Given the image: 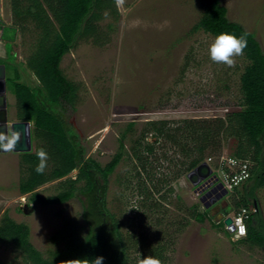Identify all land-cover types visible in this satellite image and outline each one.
I'll return each mask as SVG.
<instances>
[{
  "label": "rangeland",
  "instance_id": "374dc122",
  "mask_svg": "<svg viewBox=\"0 0 264 264\" xmlns=\"http://www.w3.org/2000/svg\"><path fill=\"white\" fill-rule=\"evenodd\" d=\"M116 4L118 19L108 16L101 22L105 31L113 25L105 42L95 45L92 40H79L63 58L61 68L78 89L70 122L80 135L87 158L105 166L126 134L123 160L110 177L107 206L129 239L131 259L136 264L163 246L164 264H264V249L234 241L223 221L217 229L209 220L198 223L191 219L192 207L197 206L200 212L206 208L187 175L176 177L184 157L171 143H156L152 131L142 140L150 122L166 121L173 129L185 120L225 118L240 110V78L247 61L239 56L232 67L215 63L208 54L215 37L204 32L190 35L201 16L198 0H116ZM222 4L228 8L229 19L254 32L264 50V0H222ZM1 19L0 63L7 66L8 77L18 71L21 82L37 85V78L26 68L33 39L13 26L10 0H0ZM7 86L13 113L16 99ZM137 140L142 141V147L155 144L148 173L132 156ZM34 143L32 139L33 151ZM234 145V140L223 142L222 152L213 155V167L230 157ZM9 152L0 156V219L8 213L16 222L26 224L31 242L45 257L63 248L67 221L77 222L81 237H85L88 227L83 219V198L78 195L60 206L30 204V196L19 192L26 176L21 158ZM77 174L75 170L37 191L44 197L56 195L62 190V181L75 179ZM144 187L147 199L142 195ZM239 189L238 196L242 186ZM257 197L264 218V188L257 191ZM233 201L230 193L227 206ZM206 203L212 208L217 202L207 199ZM151 204L157 207L149 210ZM211 208L217 224L221 215ZM21 261L15 248L0 244L1 263Z\"/></svg>",
  "mask_w": 264,
  "mask_h": 264
},
{
  "label": "trees",
  "instance_id": "16d2710c",
  "mask_svg": "<svg viewBox=\"0 0 264 264\" xmlns=\"http://www.w3.org/2000/svg\"><path fill=\"white\" fill-rule=\"evenodd\" d=\"M198 3L201 16L190 35L204 32L216 37L228 32L239 37L247 33V47L242 55L247 65L240 78L241 108L225 118L185 120L173 129L166 121L150 122V129L144 132L142 140L152 131L156 143L164 140L179 150L184 160L180 162L177 178L188 175L208 159H213V155L220 154L223 142L234 140L229 156L248 162L251 176L241 185L240 196V187L231 193L232 205L234 211L257 209L247 222V236L237 242L264 249V218L254 202L258 201L257 191L264 188V50L254 32L229 19L228 8L222 0H198ZM10 8L13 26L32 36L26 68L38 80L37 85L21 82L18 71L13 76L7 75V85L16 99V121L31 123L32 139L35 140L33 152L20 154L26 176L20 182L19 192L22 196H30V204L42 206L64 205L81 196L88 232L81 237L77 222L67 221L68 234L64 236L63 248L45 257L31 242L30 228L5 213L0 219V244L11 245L20 253L22 261L15 264H59L61 260L100 256L104 257L103 264H135L131 259L129 239L107 206L110 177L123 160L126 134L122 135L119 151L105 166L87 158L80 135L70 122L76 111L78 89L61 68L63 58L79 40H92L95 45L105 42L113 25L109 24L105 31L101 22L108 16L118 19L116 0H10ZM141 147L142 141H135L132 156L148 173L147 164L149 156L155 154V144H145L143 151H140ZM40 149L47 152V167H50V170L46 167L43 174L35 171L39 163L36 153ZM75 170L78 171L76 178L62 181V190L58 194L44 197L37 191L46 183L68 177ZM145 190L146 187L142 195L147 199L149 195ZM153 206L157 207V204L147 208L151 210ZM190 210L191 219L198 223L209 220L220 229L222 221L214 224L210 209L200 212L194 206ZM165 250L159 246L151 250V255L164 264Z\"/></svg>",
  "mask_w": 264,
  "mask_h": 264
},
{
  "label": "water",
  "instance_id": "95a60500",
  "mask_svg": "<svg viewBox=\"0 0 264 264\" xmlns=\"http://www.w3.org/2000/svg\"><path fill=\"white\" fill-rule=\"evenodd\" d=\"M32 124L29 122H19L14 121L9 118L8 114V98H7V74L6 67L0 65V133L16 132L19 135V140L16 146L11 150L14 153L23 154L33 151L32 144ZM9 151H4L0 148V154L8 153ZM212 170L208 163L204 162L199 165L195 170L187 175L188 180L192 183L194 187L197 188V195L200 196L201 202L205 205L206 209H210L211 206L206 203L209 196L215 194L219 189H222V184L217 183L218 179L212 176ZM214 180V181H212ZM211 189L210 191H207ZM207 191V192H206ZM228 194L224 191V195ZM218 196L213 198L212 202L216 203L217 200L221 199ZM257 206V204H255ZM228 213H224L219 218L218 222L223 221L225 227L228 231H233V221L230 217L224 219Z\"/></svg>",
  "mask_w": 264,
  "mask_h": 264
},
{
  "label": "clouds",
  "instance_id": "9594fccd",
  "mask_svg": "<svg viewBox=\"0 0 264 264\" xmlns=\"http://www.w3.org/2000/svg\"><path fill=\"white\" fill-rule=\"evenodd\" d=\"M247 47V33H244L237 37L234 34L228 32H222L217 35L208 47V54L210 59L215 63H222L228 67H232L235 64V57L242 56L244 50ZM7 74V73H6ZM19 135L16 132L0 133V148L4 151H11L19 140ZM36 156L39 163L37 164L35 171L37 174H43L48 161V154L44 149L37 151ZM244 228H240V233H244ZM141 257V255H140ZM104 257H96L94 259L76 258L61 260L59 264H103ZM136 264H162L161 260L154 258L153 256H147L139 258Z\"/></svg>",
  "mask_w": 264,
  "mask_h": 264
},
{
  "label": "built area",
  "instance_id": "2783aa9c",
  "mask_svg": "<svg viewBox=\"0 0 264 264\" xmlns=\"http://www.w3.org/2000/svg\"><path fill=\"white\" fill-rule=\"evenodd\" d=\"M214 161L213 159H208L206 163H208L212 170L211 177L215 176L218 179L217 183L222 184V189H219L220 191L223 190L228 193H233L236 188L241 187L251 176L250 164L248 162L228 157L222 158L218 167H213V165H215ZM220 176H222V178ZM255 212H257L256 208H241L224 217V219L230 217L233 221L232 227L234 230L230 232L227 227H225V229L230 233L234 241H238L247 236V222ZM241 227L245 230L243 234L240 233Z\"/></svg>",
  "mask_w": 264,
  "mask_h": 264
},
{
  "label": "flooded vegetation",
  "instance_id": "af4514ba",
  "mask_svg": "<svg viewBox=\"0 0 264 264\" xmlns=\"http://www.w3.org/2000/svg\"><path fill=\"white\" fill-rule=\"evenodd\" d=\"M2 21V19L0 20V22ZM0 65H3V64H0ZM8 114H9V111H8ZM211 189L207 190V191H210ZM206 191V192H207ZM230 193L224 195V191L223 190H219V192L217 191L215 194L209 196L207 199H213V198H216L218 196L221 197V199L217 200V203L215 206H213V212L217 215H223L224 213H228V214H231L234 212V206L233 205H228L227 206V202H226V198L229 197ZM219 197V198H220ZM255 204H257L261 210V206H260V203L258 201H254ZM211 208V209H212Z\"/></svg>",
  "mask_w": 264,
  "mask_h": 264
},
{
  "label": "crops",
  "instance_id": "0c3cea01",
  "mask_svg": "<svg viewBox=\"0 0 264 264\" xmlns=\"http://www.w3.org/2000/svg\"><path fill=\"white\" fill-rule=\"evenodd\" d=\"M8 93V92H7ZM7 98H8V95H7ZM8 111H9V118L11 119V120H14V121H16V117H15V111H13V113H12V111L10 112V110H9V100H8ZM9 154H11L10 152H8V153H6V154H0V156L2 155V156H4V155H9ZM15 154H17V153H15ZM18 156H20V154H17Z\"/></svg>",
  "mask_w": 264,
  "mask_h": 264
}]
</instances>
